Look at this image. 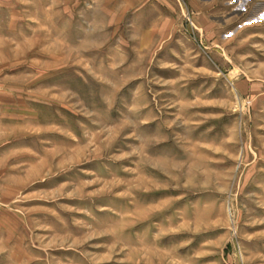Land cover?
I'll return each instance as SVG.
<instances>
[{
    "label": "rangeland",
    "instance_id": "374dc122",
    "mask_svg": "<svg viewBox=\"0 0 264 264\" xmlns=\"http://www.w3.org/2000/svg\"><path fill=\"white\" fill-rule=\"evenodd\" d=\"M0 264H264V0H0Z\"/></svg>",
    "mask_w": 264,
    "mask_h": 264
}]
</instances>
